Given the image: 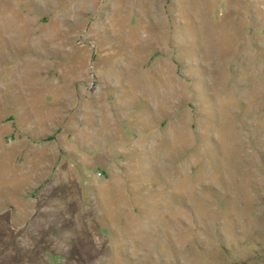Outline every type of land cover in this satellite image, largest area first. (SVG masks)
<instances>
[{
	"label": "rangeland",
	"instance_id": "obj_1",
	"mask_svg": "<svg viewBox=\"0 0 264 264\" xmlns=\"http://www.w3.org/2000/svg\"><path fill=\"white\" fill-rule=\"evenodd\" d=\"M0 264H264V0H0Z\"/></svg>",
	"mask_w": 264,
	"mask_h": 264
}]
</instances>
